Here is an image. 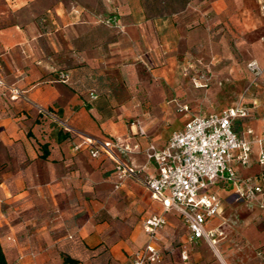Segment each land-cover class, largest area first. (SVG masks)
Returning a JSON list of instances; mask_svg holds the SVG:
<instances>
[{
  "label": "crops",
  "instance_id": "crops-1",
  "mask_svg": "<svg viewBox=\"0 0 264 264\" xmlns=\"http://www.w3.org/2000/svg\"><path fill=\"white\" fill-rule=\"evenodd\" d=\"M225 29L236 37L242 58L262 69L263 92L247 101L250 114L237 124L239 131L252 129L255 140L250 165L237 168L245 179L263 171L257 163L264 148V14L258 0H0V81L22 91L13 100L0 87V245L7 264L130 263L145 234L132 204L143 217L162 210L152 202L148 210L139 207V193L148 190L136 180L113 191L104 157L74 146L79 135L113 138L128 146L126 159L141 177L154 176L146 147H163L191 117L172 131L152 130L142 109L174 113L175 105L151 95L155 80L146 89L134 81L138 61L162 60L147 74L162 70L169 91L184 93L175 83L182 61L198 58L204 45H230ZM115 75L125 80L122 89L96 81ZM212 191L221 200L206 224L214 242L189 244L188 260L195 249L198 264H264V195L240 201L232 183ZM169 214L184 227V243L187 228Z\"/></svg>",
  "mask_w": 264,
  "mask_h": 264
},
{
  "label": "built area",
  "instance_id": "built-area-1",
  "mask_svg": "<svg viewBox=\"0 0 264 264\" xmlns=\"http://www.w3.org/2000/svg\"><path fill=\"white\" fill-rule=\"evenodd\" d=\"M258 2L264 14V0ZM247 69L253 77L250 86L257 85L262 69L256 61L248 62ZM0 87L8 92L10 99L22 96V91L14 85L8 86L0 81ZM180 110H187V106L180 107ZM249 114L250 107L240 98L217 112L192 116L181 129L171 133L163 147L148 144L145 156L156 174L144 179L140 171L127 161V145L117 140L79 135L75 150L84 147L91 157L103 156L110 160L119 180L133 178L143 183L152 199L162 205L160 214H149L143 218V231L148 241L132 253L129 264L160 263L162 250L156 243L157 234L166 225L167 213L176 214L187 228L180 250L183 261L189 258V244L200 239L213 243L215 231L207 230L206 224L218 214L221 205L220 198L212 191L214 185L232 183L236 188L235 197L240 201H253L258 195H264L262 146L257 163L263 171L245 179L240 178L237 172L238 167L249 166L252 160L253 131L250 128L239 131L237 125ZM261 206L264 207V203Z\"/></svg>",
  "mask_w": 264,
  "mask_h": 264
},
{
  "label": "rangeland",
  "instance_id": "rangeland-1",
  "mask_svg": "<svg viewBox=\"0 0 264 264\" xmlns=\"http://www.w3.org/2000/svg\"><path fill=\"white\" fill-rule=\"evenodd\" d=\"M179 1L180 0H178V4ZM222 34H224L225 40H229L231 42L230 45L226 43L216 46L207 44L204 45L205 47L203 48V53L198 55V58L190 56L186 60L182 61L183 73L175 77V83L180 86L182 85V88L187 89V92L185 91L184 93L174 90H170L172 92L169 91V86L166 85V79L162 70L157 72L155 71V73L150 76L147 74L152 69L160 68L164 65L162 60L155 62H160L161 65L158 67L157 65L154 66L155 63L154 65H151L148 64L147 61L145 63L142 60L138 61L140 74L138 79L134 78V81L137 82L142 89H146L148 86L147 83H152L153 80H155L158 86H150L151 95H153L156 99L162 98L165 102L172 100L171 103L175 105L174 113L170 110V108H168V111L167 109L163 111L151 108L142 109L143 113L146 114L147 121L152 123V130L159 133L164 130L172 131L174 130V127L177 126V123H183L186 119L194 115L217 112L226 105H229L234 101L236 102L240 98H242L245 101V104L250 107V104L247 101L250 99H258L260 97L263 92V90L260 89V77L256 80L257 85L252 84V86H250L253 77L247 69L248 60L242 58L236 48V44L233 42L236 37L226 29L225 32H222ZM227 50H231L232 52L235 51V56L237 57L232 58L229 55H226L225 52ZM96 78L98 84L103 86L112 82V84L116 85L118 89H122V87H124L123 83L125 84V80L116 75L106 78L98 76ZM144 92L145 95H147V91L144 90ZM141 93L142 92H140V94ZM184 105L187 106V110L181 111L180 107ZM151 110H153V114L150 115L149 112ZM136 118L137 116H132L130 117V120L135 121ZM107 139L113 140V138ZM125 157L127 158V156ZM103 162L110 165V167L105 168H107L106 173L111 175L109 180L113 185V191H120L119 187L121 186V182L124 180H136L133 178L119 180L114 173L113 165L110 160L104 158ZM145 175L146 174L142 175L143 179L145 178ZM107 190L109 192L112 191L110 187L104 189V191ZM121 191L123 193V190ZM139 195L138 205L143 211L148 210V202L154 203L159 210H162L161 203L152 199L149 191L147 195H144L143 193H139ZM132 205V211L138 216V224H140L142 230L144 213L139 215L137 212V205ZM170 215L171 214L166 215V225L157 234L158 238L156 243L162 250V259L159 264H198L195 260V249L192 250V256L189 260L183 261L181 259L180 250L182 248L181 245H183L182 240L185 229L179 221L170 218ZM141 233L143 235L141 239L144 242H142L140 246L144 245L148 241V236L143 234V232ZM208 264H211V261L208 262Z\"/></svg>",
  "mask_w": 264,
  "mask_h": 264
},
{
  "label": "trees",
  "instance_id": "trees-1",
  "mask_svg": "<svg viewBox=\"0 0 264 264\" xmlns=\"http://www.w3.org/2000/svg\"><path fill=\"white\" fill-rule=\"evenodd\" d=\"M0 264H7L6 259H5V255H4L3 250L1 248V245H0Z\"/></svg>",
  "mask_w": 264,
  "mask_h": 264
}]
</instances>
